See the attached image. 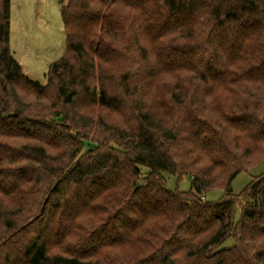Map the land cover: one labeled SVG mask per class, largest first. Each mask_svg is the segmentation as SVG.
<instances>
[{
  "label": "trees",
  "instance_id": "1",
  "mask_svg": "<svg viewBox=\"0 0 264 264\" xmlns=\"http://www.w3.org/2000/svg\"><path fill=\"white\" fill-rule=\"evenodd\" d=\"M11 3L0 264H264V173L231 187L264 158V0H61L46 83L11 50Z\"/></svg>",
  "mask_w": 264,
  "mask_h": 264
},
{
  "label": "rangeland",
  "instance_id": "2",
  "mask_svg": "<svg viewBox=\"0 0 264 264\" xmlns=\"http://www.w3.org/2000/svg\"><path fill=\"white\" fill-rule=\"evenodd\" d=\"M61 16V0H12L11 3V50L21 64L25 75L34 81L46 83L45 73L57 61L66 47V34ZM145 172L147 167H142ZM264 173V158L240 172L232 181V192L240 194L257 176ZM167 186L179 190L191 189V177L179 179L164 174ZM141 182V181H140ZM223 189L207 194L210 201L218 200ZM238 210L237 215L239 216ZM229 239L224 246H232Z\"/></svg>",
  "mask_w": 264,
  "mask_h": 264
},
{
  "label": "water",
  "instance_id": "3",
  "mask_svg": "<svg viewBox=\"0 0 264 264\" xmlns=\"http://www.w3.org/2000/svg\"><path fill=\"white\" fill-rule=\"evenodd\" d=\"M141 185V182H138L137 185H136V188H139ZM230 189V188H229Z\"/></svg>",
  "mask_w": 264,
  "mask_h": 264
}]
</instances>
